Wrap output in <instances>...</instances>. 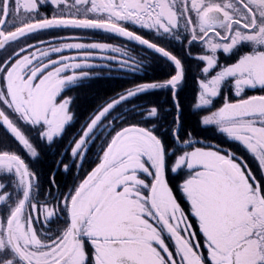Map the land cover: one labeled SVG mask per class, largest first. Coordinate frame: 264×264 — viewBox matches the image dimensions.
Wrapping results in <instances>:
<instances>
[{
  "label": "snow or ice",
  "instance_id": "snow-or-ice-1",
  "mask_svg": "<svg viewBox=\"0 0 264 264\" xmlns=\"http://www.w3.org/2000/svg\"><path fill=\"white\" fill-rule=\"evenodd\" d=\"M0 130V264H264V0H0Z\"/></svg>",
  "mask_w": 264,
  "mask_h": 264
},
{
  "label": "trees",
  "instance_id": "trees-1",
  "mask_svg": "<svg viewBox=\"0 0 264 264\" xmlns=\"http://www.w3.org/2000/svg\"><path fill=\"white\" fill-rule=\"evenodd\" d=\"M73 34V33H77V32H70V31H61V32H57V33H55L56 35H59V36H68L69 34ZM78 33H81V32H78ZM86 34V33H88L89 34V32H82V34ZM90 34H93V35H91V36H94V38H97V39H99V41H102V42H109V43H115V41H117V39L116 38H114V37H112V36H110V35H105V34H100V33H90ZM42 38H44V39H47L48 37H42ZM31 42V41H30ZM87 42V41H86ZM127 86V85H126ZM98 87V89H99V91H100V93L103 95V94H105V93H107L108 95H111V92L110 91H108V85L107 84H105V83H103V82H101V84L100 85H98L97 86ZM162 99H163V97H162ZM86 103H91V101H85V102H82V106H83V104H86ZM0 132H2V130H0ZM224 146H227V145H224Z\"/></svg>",
  "mask_w": 264,
  "mask_h": 264
},
{
  "label": "rangeland",
  "instance_id": "rangeland-1",
  "mask_svg": "<svg viewBox=\"0 0 264 264\" xmlns=\"http://www.w3.org/2000/svg\"><path fill=\"white\" fill-rule=\"evenodd\" d=\"M90 33H92V32H90ZM90 33H89V34H88V33H86V34L83 33V34H82V32H81V33H78V32H77V33H73V34L71 33V34H69L68 36H83V37H85V35H86L87 37H89V38L86 39L87 42H91V41H93V40H95V41H99V39L94 38V36H91V35H93V34H90ZM66 37H67V36H66ZM86 41H85V42H86ZM101 42H102V41H101Z\"/></svg>",
  "mask_w": 264,
  "mask_h": 264
},
{
  "label": "flooded vegetation",
  "instance_id": "flooded-vegetation-1",
  "mask_svg": "<svg viewBox=\"0 0 264 264\" xmlns=\"http://www.w3.org/2000/svg\"><path fill=\"white\" fill-rule=\"evenodd\" d=\"M50 14V13H49ZM85 38L87 39V38H89V37H87L86 35H85ZM117 39V41H115V43L114 44H118V43H122L123 41L121 40V39H119V38H116Z\"/></svg>",
  "mask_w": 264,
  "mask_h": 264
},
{
  "label": "water",
  "instance_id": "water-1",
  "mask_svg": "<svg viewBox=\"0 0 264 264\" xmlns=\"http://www.w3.org/2000/svg\"><path fill=\"white\" fill-rule=\"evenodd\" d=\"M89 32H93V31H89ZM98 32V31H97ZM99 33H102V32H99ZM104 34V33H103ZM109 35V34H108ZM118 38V37H117Z\"/></svg>",
  "mask_w": 264,
  "mask_h": 264
}]
</instances>
